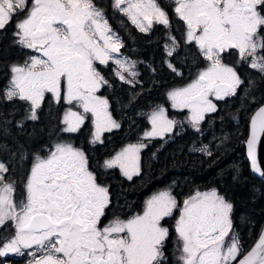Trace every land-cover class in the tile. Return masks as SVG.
Masks as SVG:
<instances>
[{
	"label": "snow or ice",
	"instance_id": "snow-or-ice-1",
	"mask_svg": "<svg viewBox=\"0 0 264 264\" xmlns=\"http://www.w3.org/2000/svg\"><path fill=\"white\" fill-rule=\"evenodd\" d=\"M110 7L141 33L155 25L171 28L158 0H111ZM174 12L184 24V44L196 49L205 66L186 85L170 90L167 99L171 108L187 111L188 124L199 133L210 114L218 113L217 102L237 97L245 84L235 65L256 70L264 84V0H174ZM9 25L12 44L27 51L22 63L4 65L0 152L29 167L24 195L17 200V182L0 161V228L10 224L14 230L0 244V257L32 250L27 264H173L169 248L174 244L176 264H264V229L245 251L234 230V204L217 188L197 189L181 201L169 185L148 196L139 211L109 217L110 186L99 182L87 152L73 137L88 128V143L95 146L104 143L105 133L121 127L109 99L100 94L112 84L97 65L112 62L114 75L133 88L140 81L138 62L122 58L124 44L103 7L94 0H0V35ZM168 40L164 63L181 75L173 63L180 42L171 35ZM233 55L234 64L226 63V56ZM257 87L248 80V89ZM134 103L130 96L128 105ZM45 105L63 108L54 127L51 120L41 122ZM20 109L23 115L17 119ZM147 120L151 127L141 142L105 159L103 169H119L129 181L142 174L141 152L147 147L142 141L163 139L178 123L163 106L153 108ZM262 138L264 97L244 141L251 170L264 177L257 161ZM193 150L213 155L208 145Z\"/></svg>",
	"mask_w": 264,
	"mask_h": 264
},
{
	"label": "trees",
	"instance_id": "trees-1",
	"mask_svg": "<svg viewBox=\"0 0 264 264\" xmlns=\"http://www.w3.org/2000/svg\"><path fill=\"white\" fill-rule=\"evenodd\" d=\"M166 12L171 28L155 25L150 33H141L124 18L120 21L125 39L122 49L132 58L140 60L137 78L140 83L133 88L109 74L112 87L105 94L110 101L114 118L121 124L122 128L118 131L121 134L126 132L131 139L150 128L147 114L156 106H165L170 115L183 114L184 112L171 108L167 93L189 82L205 66L202 60H197L196 49L184 44V24L175 15L171 4L167 3ZM12 31L13 26L9 25L7 32L0 35V86L7 83V68L4 65L23 62L26 58L24 52L27 50L12 44ZM169 35L174 36L181 45L178 55L173 59L181 75L172 72L164 63V45L170 43ZM233 58L236 59L234 55ZM235 66L245 81L238 96L217 102L218 113L210 114L202 124L201 132H196L185 121L179 128H175L171 136L152 139L143 150L142 174L128 182L126 196L122 201L119 199L118 206L127 208V211L134 209L135 203L140 200L141 185L144 182H148L150 192L154 187L172 185L175 182V193L181 199L197 189L217 188L220 194L234 204L233 221L243 248L247 251L256 241L264 223V181L252 173L244 141L249 135L251 116L264 97V84L256 70L246 65ZM249 79L255 81L258 87L248 89ZM246 90L250 94L246 95ZM130 96L135 98L133 105H128ZM61 110L55 105L51 109L45 105L41 122L48 123L51 120L54 127L61 116L58 114ZM22 115L23 109H20L16 118L19 119ZM118 131L105 133L104 143L94 148L91 154L93 161L98 162V159L115 147L113 145L120 136ZM83 134L89 136L88 128L76 136ZM4 142V138H0V143ZM6 142L14 150L12 141ZM204 145H208L212 151L211 157L193 150ZM0 160L8 165L16 177L29 167L27 162L13 159L7 152H0ZM128 192L131 193L130 202L127 200Z\"/></svg>",
	"mask_w": 264,
	"mask_h": 264
},
{
	"label": "flooded vegetation",
	"instance_id": "flooded-vegetation-1",
	"mask_svg": "<svg viewBox=\"0 0 264 264\" xmlns=\"http://www.w3.org/2000/svg\"><path fill=\"white\" fill-rule=\"evenodd\" d=\"M167 1L168 0H158V3L161 4V6L164 8L165 11L167 10V3H168ZM94 2L98 6L103 7L105 9V15H106V18L109 21L110 26L113 28V30L115 32L118 33V35L122 39V42L124 43L125 42V39H124V35L122 33V26H121L120 21L124 18L125 20H127L129 22V24L133 25L131 23V21L128 20L127 17L123 16V14L119 13L117 10H115V9H113V8L110 7L111 0H94ZM168 4H174V3L170 1V3H168ZM120 51L123 54L122 56L124 58H127L128 60H134V61H137L138 62L135 70L139 73L138 67H139L140 60L138 58H136V59L132 58L131 55L128 52L124 51L122 48H121ZM235 60L236 59H234L233 56H226V58H225V62L226 63H230V64H234ZM97 66L99 67L100 71L105 76V78L108 79L111 84H112V82H111V80L109 78V74H112L111 77H113V78H118V77H116L114 75L115 65L112 62H109V64L107 66H103V65H97ZM186 84H184V85H186ZM184 85L178 86V87H175V88L183 87ZM109 88L110 87H105V88L101 89L100 94L107 97V95L105 94V92L108 91ZM61 108H59V109H61ZM58 114L59 115H62L63 114V108H62L61 112H58ZM121 128L122 127H120L119 129H114L113 131L121 130ZM145 131H147V130H145ZM144 132H142L141 134H138V136L135 139H131V138H128L127 137V133L126 132L123 133V134H121V131L120 132L118 131L117 133H120V136L118 137L117 142L113 145L115 147L114 148H111L112 150L106 156L98 159V162L92 160L91 154L94 152V150H95L94 148H98L102 144H96L95 146L89 144L88 143V140H89L90 137L89 136H86L85 134L81 135L80 137H77V136H74L73 137L74 143L77 146L83 147L85 149V151L87 152V154H88V156L90 158V164L92 166V169L94 171H96L97 174H98L99 182L102 183V184H104V185L110 186V192H111V195H112L113 206L108 210L109 217H111V215L113 213H115V214L120 215L122 218H124V217H126L127 215H129V214H131L133 212L139 211L140 208H141V206H142V204H143V201L148 196H150L153 192H155L157 190L164 189L167 186L171 185V184H168L166 186H160V187L157 186V187H154L151 190V192H150V191H148L149 190L148 182H144L141 185V197H140V200L138 199V201L135 203L136 206H135L134 209L127 211V208H123L122 206L121 207L118 206L119 199L122 201V198L126 196L125 195V193L127 192L126 186L128 185L129 180H127L125 177H123L120 174L119 169H108V170H105V169H103L101 167V165L103 164V161L105 159L110 158L112 155H114L116 152L120 151L127 144L141 142ZM75 138L77 139V142H76V139ZM105 139H106V137H105V134H104V141H105ZM151 141H152V139L151 140L144 139L142 142H144V143H146L148 145L149 142H151ZM143 150L141 152V159L143 157ZM22 172L23 173L19 177H16L14 175V173H12V171H10V173H9V176L12 177L13 179H15L16 182H17V192H16V199L17 200L21 199L23 197V195H24L22 181H23V178L26 175L27 170H24ZM172 185H173V192H174V194H176L175 193V184H172ZM209 189H211V188L204 189L202 191H206V190H209ZM130 195H131V193L128 192V199H127L128 202H130ZM177 198L179 200H181V201L184 199V198L181 199L178 195H177ZM178 214L179 213H177V215ZM174 222H175L174 219L168 221L169 225L174 224ZM234 230L237 233V235L239 236V233H238V230H237L235 224H234ZM13 235H14V230L11 227L10 224L9 225H6L3 228H0V244H2L4 241L10 239ZM173 240H175V236L174 235H173ZM28 251H32V250H24V252H25L24 255H19V254H15V253H9L5 257H0V264H27V262L30 259H32V257L27 254ZM173 252H176V248H175L174 244L170 245L169 254H170V258H171L173 264H176V256H172L171 255V253H173ZM177 255H178V253H177Z\"/></svg>",
	"mask_w": 264,
	"mask_h": 264
},
{
	"label": "water",
	"instance_id": "water-1",
	"mask_svg": "<svg viewBox=\"0 0 264 264\" xmlns=\"http://www.w3.org/2000/svg\"><path fill=\"white\" fill-rule=\"evenodd\" d=\"M257 109H258V108H257ZM257 109H256V110H257ZM256 110L254 111V113L256 112ZM254 113H253V114H254ZM253 114H252V115H253ZM251 117H252V116H251ZM250 120H251V119H250ZM249 129H250V128H249ZM262 140H264V138H262ZM245 151H246V155H247L246 145H245ZM247 158H248V156H247ZM248 160H249V158H248ZM257 161H258V163L261 165V169L264 170V144L258 145V149H257ZM249 163H250V160H249ZM250 169H251V166H250ZM251 171H252V170H251ZM252 173H253L255 176L261 178V179L264 181V177H261L258 173H254L253 171H252ZM262 229H264V223H263ZM262 229H261V230H262ZM260 232H261V231H260ZM257 240H258V237H257L256 241L253 243V245H252L251 247H253V246L255 245V243L257 242ZM251 247H250L248 250H250Z\"/></svg>",
	"mask_w": 264,
	"mask_h": 264
},
{
	"label": "rangeland",
	"instance_id": "rangeland-1",
	"mask_svg": "<svg viewBox=\"0 0 264 264\" xmlns=\"http://www.w3.org/2000/svg\"><path fill=\"white\" fill-rule=\"evenodd\" d=\"M170 1L171 2H173L174 3V0H168L167 2L168 3H170ZM172 5V7L174 8V4H171ZM122 58H124L123 56H122ZM159 106H163V105H159ZM157 107V106H156ZM163 107H165V106H163ZM166 108V107H165ZM167 109V108H166ZM181 112H184L183 114H172V115H170L169 114V112H168V114H169V117L171 118V119H174V120H176L178 123H177V126H176V128L178 127H180L181 125H183L184 124V122L185 121H187V119H186V117H187V111L185 110V111H181ZM151 127V126H150ZM148 130H150V128L148 129ZM173 133H169V134H167L166 136H171ZM165 136V137H166ZM200 191H202V190H200ZM195 192V191H194Z\"/></svg>",
	"mask_w": 264,
	"mask_h": 264
}]
</instances>
